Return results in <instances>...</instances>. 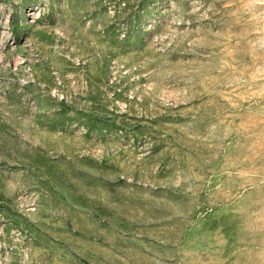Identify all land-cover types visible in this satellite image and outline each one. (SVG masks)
Here are the masks:
<instances>
[{"label": "rangeland", "instance_id": "374dc122", "mask_svg": "<svg viewBox=\"0 0 264 264\" xmlns=\"http://www.w3.org/2000/svg\"><path fill=\"white\" fill-rule=\"evenodd\" d=\"M0 264H264V0H0Z\"/></svg>", "mask_w": 264, "mask_h": 264}]
</instances>
